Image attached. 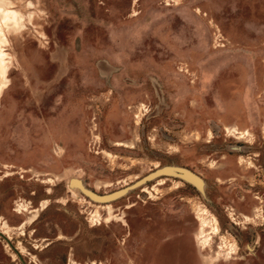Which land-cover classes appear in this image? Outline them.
<instances>
[{
    "label": "rangeland",
    "instance_id": "374dc122",
    "mask_svg": "<svg viewBox=\"0 0 264 264\" xmlns=\"http://www.w3.org/2000/svg\"><path fill=\"white\" fill-rule=\"evenodd\" d=\"M162 167L200 186L68 185ZM0 232V264H264V0H0Z\"/></svg>",
    "mask_w": 264,
    "mask_h": 264
},
{
    "label": "water",
    "instance_id": "95a60500",
    "mask_svg": "<svg viewBox=\"0 0 264 264\" xmlns=\"http://www.w3.org/2000/svg\"><path fill=\"white\" fill-rule=\"evenodd\" d=\"M160 175L178 176L179 178H182L183 180L190 182L191 184L195 185L196 187L200 186L199 180L194 174L190 173L189 171H187L185 169L170 168V167H162V168L155 169L154 171H151L148 174H146L145 176L139 178L138 180H136L133 184L129 185L128 187H124V188H121V189H118L116 191H113V192H110L107 194H103V195H97L94 192L84 188L82 183L80 182V180H78L76 178H70L68 181V185L71 188H77L84 195H86L87 197H89L92 200L99 201V202H105V201L111 200V199L121 195L126 190V188H132L134 186H138L139 184L143 183L144 181L155 178V177L160 176ZM70 182H73L74 186H72L70 184ZM0 235H2L1 232H0ZM4 238H5V240L7 239L6 237H4ZM10 246L13 250H15V248L12 245H10ZM18 258L21 261V258L20 257H18Z\"/></svg>",
    "mask_w": 264,
    "mask_h": 264
},
{
    "label": "bare ground",
    "instance_id": "6f19581e",
    "mask_svg": "<svg viewBox=\"0 0 264 264\" xmlns=\"http://www.w3.org/2000/svg\"><path fill=\"white\" fill-rule=\"evenodd\" d=\"M70 184L72 186H74L73 182H70ZM109 210L110 209H109V206H108L107 211L109 212ZM207 214H208V211L205 208H203V207H198L197 211L195 213L196 219H197L198 224H199V230H198V233L196 235V241L197 242H203V244L205 242L204 239L206 238L205 237L206 235L214 234V233L218 232V227L216 226L215 223H211L209 226L207 225V223L209 222V221L208 222L206 221ZM214 222H215V220H214ZM5 227H6V225L3 227V232L4 233H5ZM206 228L208 230V233L206 232L207 234L206 233L204 234V231H205Z\"/></svg>",
    "mask_w": 264,
    "mask_h": 264
},
{
    "label": "flooded vegetation",
    "instance_id": "af4514ba",
    "mask_svg": "<svg viewBox=\"0 0 264 264\" xmlns=\"http://www.w3.org/2000/svg\"><path fill=\"white\" fill-rule=\"evenodd\" d=\"M195 218H196V215H195ZM197 220V219H196ZM198 222V221H197Z\"/></svg>",
    "mask_w": 264,
    "mask_h": 264
}]
</instances>
